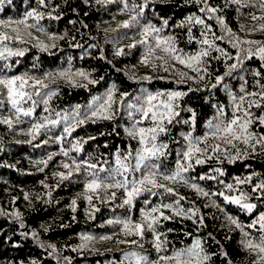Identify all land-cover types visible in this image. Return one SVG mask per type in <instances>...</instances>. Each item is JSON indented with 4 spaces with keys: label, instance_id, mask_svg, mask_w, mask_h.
I'll list each match as a JSON object with an SVG mask.
<instances>
[{
    "label": "trees",
    "instance_id": "16d2710c",
    "mask_svg": "<svg viewBox=\"0 0 264 264\" xmlns=\"http://www.w3.org/2000/svg\"><path fill=\"white\" fill-rule=\"evenodd\" d=\"M210 2L222 6L224 0H210ZM29 6H36L34 0H13L12 5L6 6L5 10L0 12V19L20 17ZM52 8L56 9L53 15L59 14L61 18L59 20L45 18L39 22V25L44 27L47 33H54L64 36V38L50 40L48 35L37 31L35 28L24 29L21 26V33L27 43H12L10 46L25 49V55L23 57H11L8 62L15 65V73L30 71L40 75L48 71L71 68L73 72L78 70L89 72L90 78L99 80V83L87 84V81L80 77H73L76 84H70L68 80L60 77L48 79L45 81L49 86L48 90L55 89L56 91V95L49 101L48 112L43 111L44 105L40 104L36 107L33 117L24 118L25 122L14 125L12 129H9L7 125L0 124V149H2L0 150V264L3 262L20 264L21 261L23 264H31L32 260H35L37 264H57L58 260L60 264H121L123 253L129 250L150 254V258H155L157 253L153 247L151 233L145 232L142 241L143 249L136 246L130 247L126 243H119L120 240L125 239L121 226L107 224L109 219L124 218L129 215L133 221L140 222V209L144 207L145 195L134 201L135 206L129 214L127 208L118 207L121 203L122 191L112 189L109 191L117 192L116 200L113 202L105 197L104 202H101L94 196L92 203L95 208L99 209V211H94L85 199L86 196L94 194L85 189L83 168L79 174L74 171L69 179L61 180L56 175L59 172H66L61 166V162L71 163L69 157H64L61 154V148L69 149L71 143L75 142L73 138L83 137L84 140L88 141L83 145L81 153L70 152V157H77L79 160L86 159L89 154L93 157L105 154L106 158L112 161L113 153L118 146L122 150L128 143L136 146V141L130 140L123 130L125 126L130 124L127 110L123 104L120 110L116 112L113 120H97L96 123L86 122L85 126L78 127L71 137H66L62 142H57L50 137L54 138L62 133L63 122L58 126L50 125V131L41 129L36 139H32L28 135L30 123L32 121L46 122L45 117L49 120L61 119L56 113L71 114L76 105H81V112H83L84 107L94 96H103L112 84L117 87V96L123 92L130 94L124 100V104L130 102L134 95L140 93L141 89H147L151 92L160 90L185 91L188 92V95L179 101L180 116L175 118L173 124L168 125L169 133L160 137V140L169 143L168 151L171 154L164 163L168 168H171L176 160V152L182 150V145L185 143L180 133L189 130V125L176 123V120L190 119L187 108H192L196 112L193 135L203 136L208 131L207 122L215 112L213 105L220 103L225 106L228 113H231L230 98L224 92L223 87L204 90V82H196L199 79L196 73L174 61H168V71H165L163 66H159L160 61H152V64L156 66L142 63L144 49L139 44L140 37L132 35L138 29L128 30L120 27L130 17L128 14L118 11V4L105 6L96 4L95 0H91V3H85L84 0H51L49 9L42 10L47 12L51 11ZM197 8L198 6L191 0H155L154 3L149 4V9L145 12V19L151 20L156 26L161 25V17L168 19L169 26L162 35L175 36L178 46L183 49L184 53L194 54L200 47L206 46L197 44L195 40L188 43L186 29L176 27V25L186 20L188 15H201ZM242 11L247 12L248 9H242ZM256 14L264 15L260 12ZM220 15L225 18L228 27L241 39L264 41V31H249L254 23L259 24L260 21L254 22L249 16H242L237 11L236 6L225 7ZM71 21H75V23L73 24ZM29 23H33V21H29ZM206 23L212 26L216 35L223 34L215 19L207 20ZM241 25H243V31ZM202 30L201 26L196 25L192 30L193 35L199 39V33ZM125 32H129L130 38L121 40L118 45L108 42ZM65 33L67 35H64ZM209 36L211 38V33ZM73 37L75 39H72ZM37 39L44 44H55L56 47L49 48L48 51H41L36 46ZM132 43H136L137 46L129 49L127 45ZM215 43L217 46L230 51L233 56L236 55L237 50L233 49L227 40H217ZM76 44L81 47H73ZM92 45H96V47H91ZM116 47H123L126 54L114 55ZM85 51L88 53L87 55H84ZM157 54L162 55L159 52ZM82 55L83 58H81ZM216 55L218 54L215 52L211 53V56ZM101 56L104 59H101ZM69 57H71L70 64ZM206 59L209 60L208 71L212 73L213 79L217 75L225 74L223 58L217 60L209 57ZM17 60L19 61L18 64L16 63ZM34 62L38 64L36 69L32 68ZM233 62L227 61L229 64ZM0 63L4 62L0 61ZM262 64L264 62L260 61L258 57L244 59L230 77L225 76L224 83L238 93L239 86L243 83L239 77L243 76L248 82V89L250 91L257 90L254 81L260 78L254 77L252 73L256 70L264 71L261 68ZM180 72L196 79L181 81L177 75ZM101 77L103 79H100ZM208 79L209 77L206 76L205 80ZM261 82L264 83V80ZM79 84H87V87L77 86ZM189 88L200 90L189 92ZM9 107L5 103L4 114L8 113ZM252 111L257 115L264 114V109L253 108ZM147 124L148 122L145 121L141 126H147ZM114 126L116 127L115 132H113ZM253 128L257 132L264 133V128L259 125L254 124ZM91 136H95L96 139H90ZM46 139L48 143H42ZM173 140L179 141V143H172ZM209 143H219V141L210 138ZM105 144L107 147H104ZM36 145L40 146L36 147ZM221 147L223 148L225 145L222 144ZM229 150L231 151V149ZM49 154H54V156L47 167L34 163V161L46 159ZM215 167L224 171L225 175L219 179L226 183L235 184L236 177L243 178L250 174H255L253 182H256L259 179H264V153L257 146V150L253 154L232 163L227 160L219 163L213 158L203 165H197L195 171L187 175L198 176L205 173L216 175L211 171ZM40 168H44V170L40 171ZM159 182L168 183L162 179ZM196 183L209 192L224 190L223 185L215 180H197ZM169 186L173 185L169 184ZM174 187L186 197L181 205L185 209L190 206L199 209L200 214L205 217L206 227L197 231L191 221L181 220L175 216L170 220H161L162 226L159 231L166 233V247L169 251L191 246L196 238H201L202 242L206 241L204 244L206 250L212 254L210 264H227V260H231L232 264H252L254 256L247 253L241 246V231L235 225L227 224L224 219V212L216 207H205V204L214 200L224 208L226 213L236 216L244 225L250 223L252 218L250 215L235 205L226 204L222 197H201L192 189L182 185H175ZM236 187L246 193L251 191V185H236ZM26 195L27 199H25ZM100 195H104L103 191L100 192ZM162 199L163 202L169 203L175 198L164 194ZM73 200L76 201L75 211H73L71 203ZM159 202V197L152 198L153 204ZM251 202L257 204L256 211H264V203L255 199ZM17 212L20 214V219L13 215ZM165 215L172 214L170 211H165ZM21 222L24 224L23 228L19 226ZM168 229H173V231H167ZM251 231L255 237L257 233L254 230ZM24 232L29 235H22ZM189 232L192 234L187 235L186 233ZM33 233L35 236L32 235ZM209 233L219 243L210 239ZM83 235L94 237L109 235L112 238L108 240L95 239L88 243L87 247L82 248L81 245L87 243L82 240ZM127 239L138 238L128 237ZM49 245L55 246V253L52 252ZM225 252L227 258L223 255Z\"/></svg>",
    "mask_w": 264,
    "mask_h": 264
},
{
    "label": "snow or ice",
    "instance_id": "6c2138e0",
    "mask_svg": "<svg viewBox=\"0 0 264 264\" xmlns=\"http://www.w3.org/2000/svg\"><path fill=\"white\" fill-rule=\"evenodd\" d=\"M85 3H91V0H84ZM155 0H95L96 4H118V11L129 15V19L125 20L120 27L123 29H138L132 33L140 37L139 44L144 49L142 55V63L145 65L156 66L152 64L153 60L160 61L159 66H163L165 71H168V61H174L177 64L183 65L196 73L199 78L196 82L203 81L204 90L218 89L223 87L224 92L230 98L231 113L225 110V106L220 103L213 105L215 112L213 117L207 122L208 131L203 136H194L196 123V112L192 108H187L190 113V119L176 120V123H183L189 125L187 132L180 133L183 141L182 150L176 152V160L174 166L168 168L165 161L171 154L169 143L160 140L162 135L169 133L168 125L173 124L176 117L180 116L179 101L188 92L178 90H160L156 92L141 89L140 93L134 95L132 100L124 104V100L130 95L127 92L120 93L117 96V87L115 84L106 91L103 96H94L92 100L84 107L81 112V105H76L71 114L56 113L61 119L49 120L44 118L46 122L32 121L28 130V135L32 139L40 134L41 129L50 131V125L58 126L63 122L62 133L53 137L57 142H62L66 137H71L72 133L78 127L85 126L86 122L96 123L97 120L111 121L114 119L116 112L120 110L121 105L127 110V116L130 124L124 127V132L130 140L136 141V146L128 143L123 150L118 146L114 153L112 161H109L105 154L93 157L91 154L86 159L79 160L77 157H70V152L77 154L83 151V145L88 143L83 137H76L74 143H71L69 149L61 148V154L64 157H69L71 163L61 162V166L66 172H59L56 175L61 179H69L73 172L80 173L84 169L85 179L84 186L87 192L94 195L85 197L94 211H99L93 205V199L104 202L107 197L110 201H115L117 198L116 191H109L112 189L121 190V203L118 207L127 208L129 214L135 206L134 201L142 195H145L144 207L140 209V222H135L128 217L112 218L107 221L108 225H120L125 239L120 240L121 244H128L143 249L142 241L145 237V232H149L153 236V247L157 253L155 258H150V254H145L135 250H129L123 253V260L121 264H210L212 254L209 253L201 238H196L191 246L169 251L166 247L167 238L166 233L159 231L161 220H170L179 217L181 220L191 221L198 231L206 227L205 217L200 214L199 209L190 206L185 209L181 202L186 200L184 195H181L175 185H182L192 189L197 195L201 197H222L226 204L237 206L240 210L246 212L252 218L250 223L244 225L236 216L225 212L220 204L214 200H210L205 204V207H216L224 212V219L228 225H235L242 233L240 241L243 249L254 256L252 264H264V211H256L257 204L251 202L253 199L264 203V179H259L253 182V176L250 174L246 177H236L235 184L226 183L219 179L225 175L224 171L215 167L211 171L216 175L208 173L200 174L198 176L187 175L194 172L197 165H203L209 160L215 158L219 163L227 160L232 163L236 160L242 159L247 155L253 154L257 150V146L262 153H264V133L257 132L253 125H259L264 128V114L257 115L253 113L252 109H264V71L256 70L252 74L254 77L260 79L254 81L257 90H249L247 87V80L240 76L243 83L239 86V92H235L224 83L225 76H231L233 71L243 63L244 59H251L258 57L260 61L264 62V41L258 42L254 40H244L237 36L228 24L225 18L220 15L225 7L234 5L237 11L242 16H249L254 22L260 21L259 24H253L249 31H264V15H257V12L264 13V0H224L222 6H217L210 2V0H191L192 3L198 6L197 11L201 15H188L186 20L181 21L176 27L186 29L187 41L192 43L194 40L197 44L206 46L200 47L194 54H186L183 49L178 46L177 38L173 35L164 36L162 33L168 28L169 20L161 17V25L156 26L151 20L145 19V12L149 9V4L154 3ZM35 7L29 6L17 18L7 17L0 19V124L7 125L12 129L14 125L25 122L24 118L33 117L36 107L40 104L44 105L43 111H49V101L56 95L55 89H49L45 83L48 79H56L57 77L68 80L70 84H76L73 77H80L87 81V84H97L99 80L92 79L89 72L78 70L73 72L71 68L61 69L57 71H48L40 75L34 72L24 71L15 73V65L8 62L11 57H23L25 49L15 48L10 46L12 43L24 44L27 41L21 33V26L24 29L35 28L39 32L48 35L50 40L63 39L54 33H47L45 28L39 25V22L45 18L50 20H59V14L53 15L56 11L52 8L51 11H43L42 9H49L51 0H34ZM13 0H0V12L5 10V7L12 5ZM242 9H248L247 12ZM215 19L219 24L223 34L216 35L213 32L212 26L207 24V20ZM33 21V23H29ZM75 23V21H71ZM199 25L203 29L200 31V38L197 39L193 35V28ZM15 26V27H13ZM86 27V25H85ZM243 31V25H241ZM211 33V38L209 36ZM30 35V33H29ZM64 35H67L65 33ZM130 38L129 32L123 33L121 36L112 39L108 42L113 45H118L121 40ZM72 39H75L73 37ZM227 40L233 49H236V55L233 56L230 51L217 46L215 41ZM37 47L41 51H48L49 48L56 47L55 44H44L37 39ZM136 43L127 45L129 49L135 48ZM246 46V47H245ZM73 47H81L79 44ZM91 47H96L92 45ZM162 53L158 55L157 53ZM217 53L216 56H211V53ZM88 53L85 51L84 55ZM123 47H116L114 55H125ZM211 59L224 60V67L226 72L224 75H217L212 78V73L208 71L209 60ZM83 58V55L81 56ZM104 59L103 56L100 57ZM227 61H234L229 64ZM18 64L19 61L17 60ZM71 57H69V64ZM110 63V61H109ZM33 69L38 68L37 63H33ZM264 69V64L261 65ZM8 73H13L9 75ZM177 75L181 81L195 80L196 78L187 76L186 73L180 72ZM209 77L205 80V77ZM100 79H103L101 77ZM150 79V78H148ZM87 84H79L77 86L87 87ZM47 90V91H45ZM200 89H191L188 91H199ZM39 99H36V98ZM7 103L10 107L7 114H4V105ZM28 105V107H25ZM147 121V126H141ZM116 127H113L115 132ZM109 135L111 133H108ZM104 135V133H101ZM119 135V133H117ZM212 140H218L219 143H209ZM90 139L95 140V136ZM31 143V141H29ZM42 143H48L44 140ZM172 143H179L173 140ZM225 147H221V145ZM243 145V147H241ZM40 145H36L39 147ZM107 147V144L104 145ZM231 149V151L229 150ZM2 150V149H0ZM54 154H49L46 159L34 161L36 164H42L47 167L49 161L53 159ZM111 165V166H110ZM44 168H40L43 171ZM104 173V175H101ZM168 183H160V180ZM197 180H215L223 185L224 190H217L209 192L201 187ZM169 184L173 186H169ZM236 185H251L250 193L242 191ZM45 187H48L45 185ZM104 195L101 196L100 192ZM232 193H238L233 195ZM168 194L175 199L172 202H163L162 197ZM50 195V193H49ZM159 197L160 202L153 204L152 198ZM27 195L25 199H27ZM73 211H75L76 201L72 202ZM151 205V207H149ZM165 211H170L172 215H165ZM255 213V214H254ZM17 219H20V214L14 213ZM24 227L23 222L19 225ZM248 230H245V229ZM257 235L253 237L252 231ZM167 231H173L168 229ZM191 235L192 233H186ZM28 236L27 232L22 233ZM35 236V233L32 234ZM128 237H137L138 239H127ZM208 237L214 242L215 237L208 234ZM82 240L87 242L81 245L82 248L87 247L95 239L108 240L112 237L104 235L101 237H94L92 235H83ZM18 246V245H14ZM43 247V245H41ZM52 252H56L55 246L49 245ZM74 251L76 249H73ZM163 253V254H162ZM227 258V253H223ZM66 260L68 258H65ZM3 264H10V262H3ZM20 264H23L21 261ZM31 264H37L35 260ZM57 264H60L59 260ZM227 264H232L231 260H227Z\"/></svg>",
    "mask_w": 264,
    "mask_h": 264
}]
</instances>
